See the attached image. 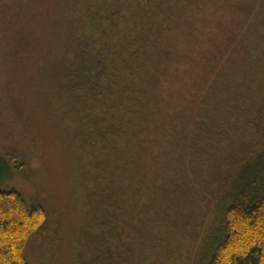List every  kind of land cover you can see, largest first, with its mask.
<instances>
[{
    "label": "trees",
    "instance_id": "trees-1",
    "mask_svg": "<svg viewBox=\"0 0 264 264\" xmlns=\"http://www.w3.org/2000/svg\"><path fill=\"white\" fill-rule=\"evenodd\" d=\"M227 5L236 19L198 44L221 23L210 13ZM64 9L48 93L89 197L81 231L94 226L95 194L105 211L90 262L264 264V0H67ZM179 154L193 160L182 192L215 195L197 221L173 219L177 205L153 208L151 197L181 184ZM45 223L38 202L0 190V264H28V240Z\"/></svg>",
    "mask_w": 264,
    "mask_h": 264
},
{
    "label": "rangeland",
    "instance_id": "rangeland-1",
    "mask_svg": "<svg viewBox=\"0 0 264 264\" xmlns=\"http://www.w3.org/2000/svg\"><path fill=\"white\" fill-rule=\"evenodd\" d=\"M66 1L0 0V190L14 189L27 202H38L46 213L44 230L32 236L26 245L28 264H103L102 259L94 263L88 257L93 240H98L94 231L96 220L100 222L105 211L95 194L91 213L94 226L91 233L81 231L89 197L77 176L81 165L78 166L64 128L59 102L48 93L55 73L52 66L60 56L57 43L62 36L61 17ZM244 4L247 2L243 1ZM234 9L227 5L224 14L219 15L209 11V16L221 23H209L207 29L203 28L198 44L204 37L207 41L209 33L222 31L236 19L237 16L230 15ZM252 67L254 70L256 64L246 70ZM256 70L262 80L259 73H264V69ZM251 75L252 72L242 80ZM182 153L188 154V148ZM173 159L172 171L175 175V169H180L181 184L173 195L159 193L151 197L153 208L177 205L173 219L191 213L197 221L213 206L215 195L201 192L200 185L193 186L190 193L182 192L193 160L183 159L182 154ZM203 171L198 175L200 182L207 181ZM176 184L175 179L173 185ZM196 243H188L185 248Z\"/></svg>",
    "mask_w": 264,
    "mask_h": 264
}]
</instances>
